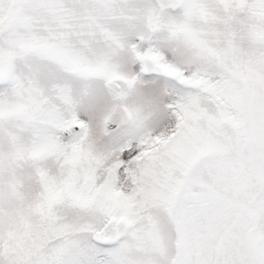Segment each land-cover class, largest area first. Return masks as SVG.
I'll use <instances>...</instances> for the list:
<instances>
[{
	"label": "snow or ice",
	"instance_id": "snow-or-ice-1",
	"mask_svg": "<svg viewBox=\"0 0 264 264\" xmlns=\"http://www.w3.org/2000/svg\"><path fill=\"white\" fill-rule=\"evenodd\" d=\"M0 264H264V0H0Z\"/></svg>",
	"mask_w": 264,
	"mask_h": 264
}]
</instances>
